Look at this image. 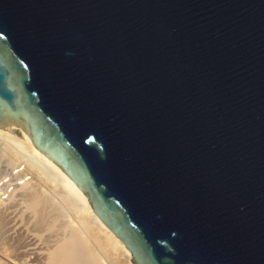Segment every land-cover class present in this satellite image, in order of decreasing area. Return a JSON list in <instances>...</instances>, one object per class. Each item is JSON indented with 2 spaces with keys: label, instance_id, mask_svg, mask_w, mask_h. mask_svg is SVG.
Segmentation results:
<instances>
[{
  "label": "water",
  "instance_id": "water-1",
  "mask_svg": "<svg viewBox=\"0 0 264 264\" xmlns=\"http://www.w3.org/2000/svg\"><path fill=\"white\" fill-rule=\"evenodd\" d=\"M0 130L133 264H264V0H0Z\"/></svg>",
  "mask_w": 264,
  "mask_h": 264
},
{
  "label": "bare ground",
  "instance_id": "bare-ground-1",
  "mask_svg": "<svg viewBox=\"0 0 264 264\" xmlns=\"http://www.w3.org/2000/svg\"><path fill=\"white\" fill-rule=\"evenodd\" d=\"M18 162L31 179L0 200V264H133L72 180L29 142L0 130V173ZM12 199L16 207L7 210Z\"/></svg>",
  "mask_w": 264,
  "mask_h": 264
},
{
  "label": "built area",
  "instance_id": "built-area-1",
  "mask_svg": "<svg viewBox=\"0 0 264 264\" xmlns=\"http://www.w3.org/2000/svg\"><path fill=\"white\" fill-rule=\"evenodd\" d=\"M31 179L24 163L18 162L0 173V200L7 201L16 189Z\"/></svg>",
  "mask_w": 264,
  "mask_h": 264
},
{
  "label": "rangeland",
  "instance_id": "rangeland-1",
  "mask_svg": "<svg viewBox=\"0 0 264 264\" xmlns=\"http://www.w3.org/2000/svg\"><path fill=\"white\" fill-rule=\"evenodd\" d=\"M0 169H2V168L0 167ZM3 171H4V170H3ZM1 172H2V171H1ZM16 196H17V195H16ZM16 196H15V197H16ZM17 197H18V196H17ZM15 201H16V200H15ZM15 201L12 199L11 201L6 202V204H4V207H5V208L7 207V208H8L7 210L16 207V205H13V202H15ZM10 205H13V206H10ZM4 207H3V208H4ZM5 208H4V209H5Z\"/></svg>",
  "mask_w": 264,
  "mask_h": 264
}]
</instances>
